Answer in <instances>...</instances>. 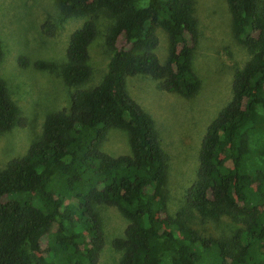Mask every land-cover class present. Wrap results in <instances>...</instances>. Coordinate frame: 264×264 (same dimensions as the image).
Wrapping results in <instances>:
<instances>
[{"label": "trees", "instance_id": "1", "mask_svg": "<svg viewBox=\"0 0 264 264\" xmlns=\"http://www.w3.org/2000/svg\"><path fill=\"white\" fill-rule=\"evenodd\" d=\"M224 1L231 34L249 58L232 74L230 100L207 125L194 179L171 216L167 157L125 82L142 75L184 99L198 92L196 0H55L63 16L84 22L59 66L34 67L59 73L69 105L47 115L25 154L0 169V264H97L102 205L127 222L111 241L117 264H264V0ZM101 16L109 20V58L98 84L88 86ZM158 29L167 41L162 64L154 54ZM24 126L0 79V133ZM109 129L125 132L129 155L101 151ZM195 217L240 227L229 238L205 237L191 227Z\"/></svg>", "mask_w": 264, "mask_h": 264}, {"label": "rangeland", "instance_id": "2", "mask_svg": "<svg viewBox=\"0 0 264 264\" xmlns=\"http://www.w3.org/2000/svg\"><path fill=\"white\" fill-rule=\"evenodd\" d=\"M194 16L198 42L192 66L200 87L193 97L184 99L160 90L147 76L128 77L125 82L130 97L152 119L167 157L166 212L171 216L180 208L184 191L194 179L199 143L207 125L230 100L232 74L249 58L231 34L224 0H196ZM83 22V18L63 16L55 0H0V79L25 120L24 127L0 133V169L25 154L39 137L47 115L68 108L70 90L59 73L36 69L34 63L59 66L69 35ZM108 24L103 16L97 20V34L88 49V86L98 84L106 70L109 53L103 37ZM156 35L154 54L162 64L166 58V35L159 29ZM22 59L26 66L20 64ZM101 151L114 158L129 155L125 132L109 129ZM96 209L104 234L97 264H117L121 253L113 249L111 241L123 237L127 222L113 207L102 205ZM191 227L201 236L222 239L229 238L240 224L226 217L218 221L195 217Z\"/></svg>", "mask_w": 264, "mask_h": 264}]
</instances>
